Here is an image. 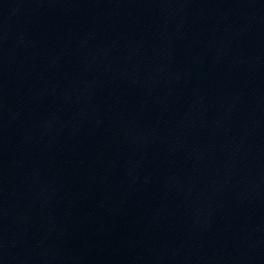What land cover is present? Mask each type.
Here are the masks:
<instances>
[{
  "label": "water",
  "instance_id": "obj_1",
  "mask_svg": "<svg viewBox=\"0 0 264 264\" xmlns=\"http://www.w3.org/2000/svg\"><path fill=\"white\" fill-rule=\"evenodd\" d=\"M0 264H264V0H0Z\"/></svg>",
  "mask_w": 264,
  "mask_h": 264
}]
</instances>
